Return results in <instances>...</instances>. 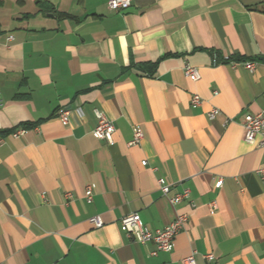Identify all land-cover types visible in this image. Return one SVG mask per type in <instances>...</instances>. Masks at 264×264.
Here are the masks:
<instances>
[{
    "label": "crops",
    "instance_id": "obj_1",
    "mask_svg": "<svg viewBox=\"0 0 264 264\" xmlns=\"http://www.w3.org/2000/svg\"><path fill=\"white\" fill-rule=\"evenodd\" d=\"M262 109L264 0H0V264H264V135L242 128ZM132 212L151 230L188 219L163 252L120 230Z\"/></svg>",
    "mask_w": 264,
    "mask_h": 264
},
{
    "label": "built area",
    "instance_id": "obj_2",
    "mask_svg": "<svg viewBox=\"0 0 264 264\" xmlns=\"http://www.w3.org/2000/svg\"><path fill=\"white\" fill-rule=\"evenodd\" d=\"M131 0H107V7L111 10H120L126 9L130 6ZM11 39V37H9ZM216 64V61H213ZM243 67L252 70L253 62L252 61H241L239 62ZM238 62L228 61V64L232 67H235ZM183 72L187 78L192 81H197L200 78V73L197 67L186 64L183 67ZM190 104L192 107H196L200 104V97L197 94H192L190 97ZM94 116L96 118V124L91 130V134L94 138L99 140H104L108 143L112 142V136L115 132V126L105 113L98 109L93 110ZM219 110L212 108L207 112L208 119L212 120ZM59 120L63 124L68 123L69 110L68 109H59L57 112ZM243 128V139L249 144H254L256 137L259 135H264V109L260 110L257 113H248L244 116L242 120ZM24 132L23 128H18L12 134L14 136L20 135ZM143 137V132L139 126L133 128L132 139L129 144H138ZM261 145L264 146V141L261 142ZM142 164L145 165L146 161L143 160ZM257 174L259 178L264 182V162L257 169ZM159 190L163 195L168 196L170 192L169 185L165 182L163 178L157 180ZM222 184V179L218 178L215 181V187H220ZM67 199H71L72 194L67 192L65 194ZM188 196V191L184 190L182 192L176 193L173 196H169L168 200L172 204L178 203L183 198ZM84 198L86 202H91L93 198V192L90 186H86ZM214 203L210 204V208L213 209ZM187 215L184 213H179L175 218L163 226L162 228H157L154 230L149 229L140 219V216L137 212H132L122 216L119 220V228L125 233L128 237L134 240L137 243H153L155 246V251L168 252L172 249L174 244V239L176 235L183 229L185 223L187 222ZM89 223L94 227H101L103 222L98 215H93L88 218ZM204 257L211 261L213 259L212 254H205ZM182 264H195L194 252L184 256L181 259Z\"/></svg>",
    "mask_w": 264,
    "mask_h": 264
}]
</instances>
